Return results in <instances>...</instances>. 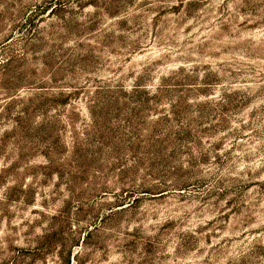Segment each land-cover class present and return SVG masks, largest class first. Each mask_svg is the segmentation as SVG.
<instances>
[{"label": "rangeland", "instance_id": "374dc122", "mask_svg": "<svg viewBox=\"0 0 264 264\" xmlns=\"http://www.w3.org/2000/svg\"><path fill=\"white\" fill-rule=\"evenodd\" d=\"M4 44L0 264H264V0H0Z\"/></svg>", "mask_w": 264, "mask_h": 264}, {"label": "trees", "instance_id": "16d2710c", "mask_svg": "<svg viewBox=\"0 0 264 264\" xmlns=\"http://www.w3.org/2000/svg\"><path fill=\"white\" fill-rule=\"evenodd\" d=\"M8 47V44L0 45V55L3 56V52ZM6 55V54H4ZM8 55V54H7ZM8 63H1L0 61V69H3L8 66ZM58 234L53 233L49 235H45L40 242L38 248H37V255H48L49 253H52L54 250L58 248V241L61 240V238H57ZM75 243V242H74ZM68 244H61L60 250L57 252V259L59 264H71V253L69 252L66 256L64 255V251L67 248ZM73 245H70L69 248H71Z\"/></svg>", "mask_w": 264, "mask_h": 264}]
</instances>
